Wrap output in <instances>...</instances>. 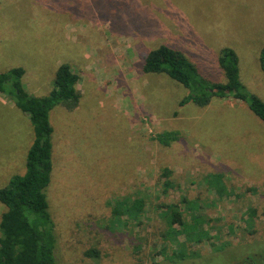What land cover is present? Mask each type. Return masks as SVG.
<instances>
[{
    "label": "rangeland",
    "instance_id": "1",
    "mask_svg": "<svg viewBox=\"0 0 264 264\" xmlns=\"http://www.w3.org/2000/svg\"><path fill=\"white\" fill-rule=\"evenodd\" d=\"M178 42L215 81L222 80L216 57L233 48L243 85L264 102V0H0V73L22 68V84L35 97L51 91L60 64L79 76V106L49 114L47 197L59 264H264V123L233 99L179 106L186 89L141 72L148 51ZM8 108H0V189L24 174L33 141L28 116ZM157 132L182 141L162 147ZM214 174L231 196L207 189L204 180ZM123 199L144 202L140 224L115 223L112 205ZM183 200L197 204L211 239L180 238L193 258L172 263L179 248L161 238L162 207ZM90 250L97 255L87 256Z\"/></svg>",
    "mask_w": 264,
    "mask_h": 264
},
{
    "label": "trees",
    "instance_id": "2",
    "mask_svg": "<svg viewBox=\"0 0 264 264\" xmlns=\"http://www.w3.org/2000/svg\"><path fill=\"white\" fill-rule=\"evenodd\" d=\"M172 46L174 47L160 45L148 51L141 65V72L165 75L186 89L187 95L179 106L193 104L205 107L213 99H233L244 103L264 123V102L243 85L238 55L233 48H222L216 57L215 62L222 80L215 81L206 77L186 56L179 42ZM258 64L264 76V47L259 51ZM24 73L22 68L0 73V93L8 96L15 107L28 116L33 129V141L26 154L24 174L13 176L8 185L0 189V204L4 207L0 216V264H59L56 251L57 230L47 197L53 174V127L49 114L55 107L74 111L79 106L80 93L76 88L79 76L70 65L60 64L55 71L51 91L46 96L35 97L22 84ZM153 140L165 148L171 143L182 141L173 132H157ZM170 176L168 170H163V185L166 189L172 187ZM204 182L207 189L219 198L232 195L226 190L221 175H211ZM180 205L186 208V216ZM162 209L166 230L161 238L163 242L177 244L179 248L172 252L168 260L176 263L192 259L193 254L186 253L183 242L200 244L211 239L204 228V218L195 214L199 207L196 203L183 200ZM144 211L145 204L142 200L131 202L123 199L113 203L111 214L115 223L120 224L125 218V224L131 221L140 224ZM247 214V222L251 223L256 212L249 208ZM180 238H183L181 244ZM164 252L165 248L160 253ZM86 255L95 257L97 252L90 250Z\"/></svg>",
    "mask_w": 264,
    "mask_h": 264
},
{
    "label": "crops",
    "instance_id": "3",
    "mask_svg": "<svg viewBox=\"0 0 264 264\" xmlns=\"http://www.w3.org/2000/svg\"><path fill=\"white\" fill-rule=\"evenodd\" d=\"M8 107H11L12 109H17L13 103L12 100H10V98L8 96H6L5 94L0 93V108L2 110H5V112L8 111ZM18 110V109H17ZM21 112V111H20ZM248 144V146H247ZM244 145H246L247 149L249 147V142L247 141ZM31 146V145H30Z\"/></svg>",
    "mask_w": 264,
    "mask_h": 264
},
{
    "label": "flooded vegetation",
    "instance_id": "4",
    "mask_svg": "<svg viewBox=\"0 0 264 264\" xmlns=\"http://www.w3.org/2000/svg\"><path fill=\"white\" fill-rule=\"evenodd\" d=\"M263 263H264V259H262ZM248 264H256V263H253L252 261H249L247 262Z\"/></svg>",
    "mask_w": 264,
    "mask_h": 264
}]
</instances>
